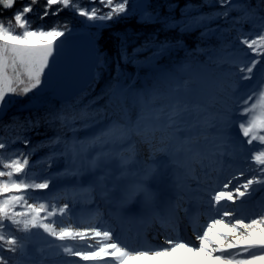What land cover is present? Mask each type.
Returning a JSON list of instances; mask_svg holds the SVG:
<instances>
[{"label":"snow or ice","instance_id":"snow-or-ice-1","mask_svg":"<svg viewBox=\"0 0 264 264\" xmlns=\"http://www.w3.org/2000/svg\"><path fill=\"white\" fill-rule=\"evenodd\" d=\"M16 2L0 0V8L13 9ZM39 3L40 0H27L12 16L3 18L0 14V130L16 132L9 138L0 135V264H12L11 258L17 256L22 258L21 264L33 260L29 251L33 235H40L47 244V248H36L41 256L37 264H45L49 250L57 257H67L68 264H72L73 257L79 258L76 264H127L139 258L159 260L161 264H264V206L255 218L242 210L256 186L264 190V9L259 7L264 0H257L256 6L251 5V0H185L182 7L172 0L167 6L171 13L168 16L149 11L150 3L133 6L139 10L141 23H158L162 31L178 29L181 34L201 30L202 40L215 37L218 41V47L204 50L210 53L209 62L215 66L218 87L212 104L215 112L203 121L199 117L207 112V106L179 99L164 103L169 93L155 88L138 91L134 85L125 87L119 75L114 78L116 86L106 93L109 98L116 92L121 96L122 115L118 119H111L107 104L95 107L103 95L85 103L91 96L87 90L78 91L70 103L53 105L43 114L32 113L30 110L37 107L36 93L57 71L63 38L72 31L68 20L55 19L45 24V17H58L70 10L95 26L96 22L127 17L129 0H87L86 5L79 0H44L43 10L37 15L41 23L34 24L31 15H36ZM105 5L107 10L100 14ZM205 7L213 10L204 12ZM177 9L179 18L174 15ZM233 12L237 15L232 16ZM244 24L250 27L245 30ZM232 31L236 36L230 39ZM181 46L180 40L167 36L161 39L155 32L129 53L128 40L121 34L116 65L133 62L143 50L154 49L156 58ZM110 62L105 53L95 51L92 67L96 78ZM179 91V86L172 90ZM25 99L29 102L21 104L18 111L30 114L23 119L14 114L5 124L9 109ZM146 111H151L152 120L158 123L145 124ZM189 118L196 119V123H188ZM105 120L109 123L105 124ZM159 122H163L162 126ZM41 126L52 129L54 134L33 144L26 133ZM161 130L178 144V152L192 151L194 130L202 131L205 140L212 131L209 163L204 164L209 156L194 160L200 165L203 179L193 175V167L186 179L195 180V188L191 183L173 181L176 200L184 201L188 196V202L196 207L194 214L184 209L194 239L181 233L176 214L180 204L170 198L162 200L161 193L152 187L159 169L145 164L129 172L136 166L138 155L133 137L151 145ZM81 132L86 133L83 138ZM19 144L25 147H17ZM115 144L129 145L130 149L114 156L107 149ZM254 144L259 150L251 151L250 158L244 159L243 154ZM41 151L45 155L33 160ZM155 157L156 153H152L150 159ZM238 157L247 167H236ZM113 160H119V176L104 172ZM53 166H62L63 170L53 173ZM229 170L235 174L225 175ZM129 175L134 180L124 189L119 207L124 213L134 211L141 219L159 223L163 240L158 243L153 241L160 233L151 241L143 237L138 248H131L111 224L102 221L100 214L75 215L77 205L92 203L98 187L103 189L102 198L110 200L113 190L107 184L115 181L116 187ZM133 204L137 206L135 210Z\"/></svg>","mask_w":264,"mask_h":264},{"label":"trees","instance_id":"trees-1","mask_svg":"<svg viewBox=\"0 0 264 264\" xmlns=\"http://www.w3.org/2000/svg\"><path fill=\"white\" fill-rule=\"evenodd\" d=\"M131 1V0H130ZM27 0H17L15 8L4 10L0 8V14H2L3 18H7L12 16L13 12L16 8H20L26 3ZM172 0H162L159 3L150 2L151 7L148 9L149 11L159 12L161 16H168L171 13L168 11V4L171 3ZM177 3L182 7L185 3V0H176ZM194 3H200V0H193ZM133 4V3H132ZM257 0H251V5L256 6ZM44 5V0H40V3L36 5L35 12L36 15H31V19L34 21V24H40L41 21L37 19V15L42 12ZM134 5V4H133ZM218 7V6H217ZM261 9H264V4L259 6ZM212 8L205 7L202 9L204 12L212 11ZM174 15L179 18L180 11L177 9ZM237 13L233 12L232 16H236ZM138 14H133L131 16V21L122 23L120 20L117 21L112 26L111 29H102L100 32H96L91 27H86L82 24V22L75 16V14L70 10H65L59 14L58 17H45L44 23L51 24L53 20L59 19L61 21L68 20L69 25L73 30L77 28H82L83 31L89 33L97 40V45L99 51L105 53L108 58H110V72L106 76V78H94L92 83L87 87V91L91 92V96L86 98L91 99L92 97H100L104 96L103 99H100L98 104L95 107H103L107 104L108 112L111 119H118L122 115L121 103L122 99L119 98L117 92L109 98L106 93L109 92L110 88H114L117 84V81L114 79L119 75L120 77V68L127 67L128 64H121L119 67L116 65V57H117V49L120 43V37L118 32L120 29L124 28L127 25H131L134 28L135 33H137L138 38L134 40V44L140 46L143 41L152 33L159 32V36L161 39L164 37H169L173 40H180L182 42V46L172 50L169 53H165L161 55L154 65L150 66L148 69L144 70L146 72H142L139 78L132 81L131 75L125 77L124 79L120 77L119 82H124L125 86L134 85L138 91L152 90L157 89L160 93H169L170 95L164 103H174L177 99L181 101H187L190 104H202L207 106V112L202 113L200 118H205V116L211 111H215V107L212 106L213 100L217 95V72L215 66L209 62L210 53H206L205 49H212L214 47H218V41L215 37L211 39H201L198 31L184 33L181 34L178 29L171 30L168 32L161 30V25L158 23H141L138 22ZM115 20V19H114ZM112 20L111 22H113ZM110 22V23H111ZM215 23L221 24L223 27H227L224 25L222 21H217ZM215 26V25H213ZM244 29L247 30L250 25L244 24ZM121 31V30H120ZM236 36V32L232 31L230 33L229 38ZM132 44L128 43V51L131 53ZM155 51L154 49L143 50L140 52L135 58L141 59L144 57L146 52ZM127 63V62H126ZM128 69L131 71L134 70L133 67L128 66ZM54 76L58 75V73H54ZM180 87V91L178 93H173L172 90ZM36 105L37 107L31 109L32 113L43 114L45 111H48L52 108L53 105L59 107V105L64 103H70V100H62L61 96L55 95L53 91L49 88L45 91V93H37ZM28 100H18L16 104L9 109L8 115L4 117V123L7 124L12 115H19L21 119H23L26 115H29V111H18L21 104H27ZM151 111H146L145 116L146 120H152ZM135 113L132 115V119L135 120ZM155 122V121H153ZM109 123L108 120H105V124ZM146 124V122H144ZM144 125L142 124V127ZM40 134L37 135L36 132ZM16 132L12 129L0 130V135L5 138L14 137ZM54 133L52 129L47 128L45 126H41L38 130H33L32 132L26 133V135L30 136L33 144H38L40 141L45 140L46 136H52ZM86 133L81 132V138L84 137ZM70 135V134H69ZM20 147H25L23 144H20ZM116 144L109 146V150L116 149ZM45 155L44 151L38 152L36 156L32 157L33 160L39 159L41 156ZM47 167V165H45ZM55 173V172H53ZM17 235H21L17 233ZM32 243L29 246V251L34 257L31 261H22V264H37L40 261L41 256L37 254L36 248H47L46 240H42L35 235L31 237ZM54 253L53 250H49L45 253V255H51ZM6 256H10L11 254L5 253ZM12 264H21L20 257H12ZM45 264H57L50 263L46 260Z\"/></svg>","mask_w":264,"mask_h":264},{"label":"rangeland","instance_id":"rangeland-1","mask_svg":"<svg viewBox=\"0 0 264 264\" xmlns=\"http://www.w3.org/2000/svg\"><path fill=\"white\" fill-rule=\"evenodd\" d=\"M135 1L136 0H131V1L129 0L127 17H122V18L118 19L122 23L131 21L130 19H131V16L133 14H138L139 15V16H137V18L139 20L138 22H140V14L136 11V9L133 8V6H134L133 4H135L134 3ZM159 1H162V0H149V3L150 2L159 3ZM79 2L82 5H86L87 4V0H84L83 3H82V1H79ZM114 2H122V0H114ZM97 7L100 8L101 6L97 5ZM104 10H107L106 5L103 6L100 14H103ZM75 16L82 22V24L84 26L91 27L96 32H100V30H102V29H108V28L111 29L112 26H114L113 23H115L117 21L115 19L113 22H111V21L96 22L95 26H93V25L89 24L86 21V18L79 17L76 14H75ZM133 28H134L133 26L127 25L124 28L120 29L121 31L119 30V32H118L119 37L122 34V35H124L127 38L128 43L132 44V46H133L132 48L139 47L138 45L134 44V42H135L134 40H137L138 35H137V33H135ZM75 30L76 31H83L82 28H77ZM197 31L200 34L201 30H197ZM153 52L154 51L146 52V54L144 55L143 58H141V59L135 58V60L133 62H131V63H126V62L121 61V64H128V66L133 67L134 70L131 71L130 69H128V66L124 67V68H120V72H119V73H121L120 77L124 79L125 77L128 78V76L131 75L130 77L132 78L131 79L132 81H134L135 79L139 78L140 75H142L144 72H146L144 70H146L150 66L154 65L155 62L160 57V56H158L156 58H153ZM110 68H111V66H110V63H109L107 69L104 70L102 75L100 76V79L101 78L102 79L106 78V76L110 72ZM258 75H259V73L257 72V76ZM64 81H65V79H64V75L62 73H58V75H56V76L53 75L51 80H50V82L45 85L44 89H42L40 93H45V91L50 88L51 91H53V93L55 95L61 96L60 92H59V86L61 84H63ZM120 83L125 86L124 82L121 81ZM117 94H118L119 98H121L119 92H117ZM214 112L215 111H211V109H210L209 113L205 116V118H200L199 117V119L201 121H203L204 119L210 118L211 114L214 113ZM145 122H147V124H152L151 121H149V120H147ZM189 123L195 124L196 123V119H192V121H190ZM162 133H163V130L156 132L155 135L159 136ZM207 135H208V140H205L203 138V136H204L203 134L202 135H195L193 137L195 138L196 142L203 143L206 146L209 143V144H211V147H212V140H211L212 131L209 130ZM133 144H135L136 152L138 153V155H137L136 166L135 167H131L129 169L130 173L131 172H135L137 168H139V167H141V166H143L145 164H150V165H152V166H154V167L159 169V174H162L164 176H169V177H171L173 179V181L176 180V181H179V182L184 183V184L191 183V186L193 188H195L196 187L195 180L189 181V180L186 179L187 173L191 172L192 168L194 167L195 168V172L193 173V175L199 176L201 179H203V173H202V171L200 169V165L199 164H194V160L197 158L196 154H191L190 152L186 153L185 151H179L178 152L177 150H175L176 151L175 152L174 151L175 148L173 149V146L171 147L172 143H170L168 141H159L158 139L154 140V138L152 140L151 145H149V144H146V143L142 142L140 140V138L133 137ZM165 144H168V145H166L168 148H166L164 146ZM116 146H117L116 149H114L113 151L107 149L108 151H111L114 156H119V154H121V153H125L126 154V150L130 149L129 145L121 146L119 144H116ZM174 146L178 147V144H174ZM17 147H20V144L17 145ZM207 147H209V146H207ZM193 149L195 150L196 148L192 147V150ZM164 150H167V151L165 152ZM256 150H259V146L257 144H254L251 147L249 152L243 154V158L244 159L250 158L251 151H256ZM152 153H156L155 159H150V156H151ZM93 155H95V153ZM205 155L209 156V151ZM200 157H202V155ZM240 159H241V157L237 158L236 167H247V164H241L240 163ZM208 160H210V156H209V159H207V161ZM208 163L209 162H207V164ZM118 165H119V160H113L110 163V166L104 170V172L105 173H112L114 176H119L120 175V171H119ZM253 167H254V165H253ZM62 170H63L62 166L61 167L53 166V168L51 169L52 172H57V171H62ZM229 173H231L233 175L235 174V172L233 170H229V172H226L225 175H228ZM98 175H104V173H98ZM133 180H134V177L132 175H129L126 180L119 181L116 187H114V184H116L115 181H113L112 183H108L107 184V187L109 189L113 190V195H112L110 200L109 199H105V202L109 203L111 209L114 208L115 206H118V207H115V209H114L115 211H118V212H113L112 217H107V214L103 210L102 211L98 210L97 213H100L102 219H104V221H106L108 224H111L112 218H114V220H119L120 218L126 217L128 215V213H124L123 210L119 207V200H120V197H121L124 189L126 187H128L132 183ZM256 187H257V190L254 191V193L245 200V203H244L243 208H242V210L245 212L246 215L252 216L253 218H255V215L257 213H259L260 208L262 206H264V190H260L259 186H256ZM102 191H103L102 188H100V187L97 188V192L94 195V197L92 198V203L77 205V207L75 209V215L77 217H79L81 215V213H83L84 216H85L86 215V211H84V210H87V209L93 210L94 209L93 207L99 206L101 201L99 202L98 200H100V199L103 200L104 199V198H102V196L100 194ZM186 200H189L188 196H185V200L184 201H177V203H179L180 207H181L182 204ZM63 202H64L63 200L59 201V203H63ZM113 204H114V206H113ZM87 212H91V211L87 210ZM119 213L121 215H119ZM93 214H96V211L93 212ZM85 217H88V216H85ZM57 220L59 221V218H57ZM156 224H157L156 222H152V224L149 226V228L156 230V228H155ZM126 235H127L128 239H133L134 237H137V239H138V238L141 237L140 234H136V233L133 234L131 231H126ZM147 235L149 236L148 233H147ZM35 236L40 238V239H42L40 235H35ZM184 236L187 237L186 235H184ZM191 237H192V234H191ZM42 240H45V239H42ZM131 241H133V240H131ZM47 257H49V259H47V260L50 263L68 264V258L65 257L64 255H60L59 257H57V256H55V253H51V255L50 254L47 255ZM78 260H79V258H77V257L71 258L72 264H76V262ZM81 264H84V262H81ZM127 264H138V260H132L130 263H127ZM148 264H150V263H148Z\"/></svg>","mask_w":264,"mask_h":264},{"label":"water","instance_id":"water-1","mask_svg":"<svg viewBox=\"0 0 264 264\" xmlns=\"http://www.w3.org/2000/svg\"><path fill=\"white\" fill-rule=\"evenodd\" d=\"M141 2L148 3L149 0H136L135 5ZM63 39L65 43L58 54L55 73L64 75L65 81L59 86V92L62 100L67 101L78 91L86 90L94 80L93 55L99 48L96 38L85 31H71V35Z\"/></svg>","mask_w":264,"mask_h":264},{"label":"bare ground","instance_id":"bare-ground-1","mask_svg":"<svg viewBox=\"0 0 264 264\" xmlns=\"http://www.w3.org/2000/svg\"><path fill=\"white\" fill-rule=\"evenodd\" d=\"M168 181H170L169 177L164 176V175H158L155 182L153 183L152 187L155 190H158L161 194L165 189V184L168 183ZM132 209L135 210L136 209V205L133 204ZM89 212H87L86 214H88ZM129 218L130 219H140V217L138 215L135 214V212H128ZM141 221V220H140ZM163 240V239H162ZM177 255H180V253H177ZM138 260V264H161V261L159 260H153V259H148V258H139L136 259ZM132 260H129L127 263H130Z\"/></svg>","mask_w":264,"mask_h":264},{"label":"flooded vegetation","instance_id":"flooded-vegetation-1","mask_svg":"<svg viewBox=\"0 0 264 264\" xmlns=\"http://www.w3.org/2000/svg\"><path fill=\"white\" fill-rule=\"evenodd\" d=\"M79 1H82V3H83L84 0H79ZM134 3H135V2H134ZM148 3H149V2H148ZM134 5H135V4H134Z\"/></svg>","mask_w":264,"mask_h":264}]
</instances>
